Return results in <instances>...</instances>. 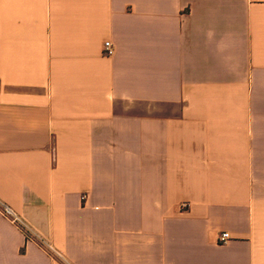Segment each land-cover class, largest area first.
Listing matches in <instances>:
<instances>
[{"label": "crops", "instance_id": "1", "mask_svg": "<svg viewBox=\"0 0 264 264\" xmlns=\"http://www.w3.org/2000/svg\"><path fill=\"white\" fill-rule=\"evenodd\" d=\"M0 203V264H264V0H0Z\"/></svg>", "mask_w": 264, "mask_h": 264}, {"label": "built area", "instance_id": "2", "mask_svg": "<svg viewBox=\"0 0 264 264\" xmlns=\"http://www.w3.org/2000/svg\"><path fill=\"white\" fill-rule=\"evenodd\" d=\"M113 46L110 42H105L103 44V55L109 57L113 55ZM81 199H84L82 197ZM0 214L9 220L13 225L18 226L23 232L25 231V224L21 220V218L16 215L10 208L0 203ZM229 240V235L227 233H221L217 238L218 244H225ZM52 250V248H50Z\"/></svg>", "mask_w": 264, "mask_h": 264}]
</instances>
